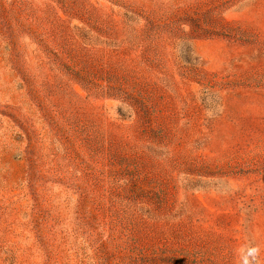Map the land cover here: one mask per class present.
I'll list each match as a JSON object with an SVG mask.
<instances>
[{"label":"rangeland","instance_id":"obj_1","mask_svg":"<svg viewBox=\"0 0 264 264\" xmlns=\"http://www.w3.org/2000/svg\"><path fill=\"white\" fill-rule=\"evenodd\" d=\"M0 264H264V0H0Z\"/></svg>","mask_w":264,"mask_h":264}]
</instances>
